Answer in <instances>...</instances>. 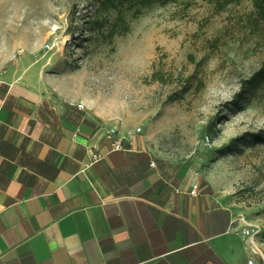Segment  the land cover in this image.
I'll use <instances>...</instances> for the list:
<instances>
[{"label": "rangeland", "instance_id": "rangeland-1", "mask_svg": "<svg viewBox=\"0 0 264 264\" xmlns=\"http://www.w3.org/2000/svg\"><path fill=\"white\" fill-rule=\"evenodd\" d=\"M98 7L0 0V74L25 58L46 62V82L86 102L107 132L197 168L236 210L241 236L239 220L260 228L249 249L264 264V23L254 0L221 12L211 0L125 11L130 31L113 38L116 11Z\"/></svg>", "mask_w": 264, "mask_h": 264}, {"label": "crops", "instance_id": "crops-1", "mask_svg": "<svg viewBox=\"0 0 264 264\" xmlns=\"http://www.w3.org/2000/svg\"><path fill=\"white\" fill-rule=\"evenodd\" d=\"M21 61L0 74V264H259L197 168L142 138L113 150L88 104L46 82V62Z\"/></svg>", "mask_w": 264, "mask_h": 264}, {"label": "trees", "instance_id": "trees-1", "mask_svg": "<svg viewBox=\"0 0 264 264\" xmlns=\"http://www.w3.org/2000/svg\"><path fill=\"white\" fill-rule=\"evenodd\" d=\"M99 4L98 9L110 11L113 9L116 11V18L110 24V29L108 31V37L113 38L115 35H123L130 31L129 22L126 19L125 11H133V15L139 16L143 9L149 8L153 5H164L174 0H95ZM216 7L218 12L223 11L229 5L234 2H239L240 0H211ZM125 3L128 4L125 8ZM254 5L257 10V15L262 19L264 23V0H254ZM127 9V10H126ZM264 69V65H263ZM264 77V70L261 73ZM161 78V76H160Z\"/></svg>", "mask_w": 264, "mask_h": 264}, {"label": "built area", "instance_id": "built-area-1", "mask_svg": "<svg viewBox=\"0 0 264 264\" xmlns=\"http://www.w3.org/2000/svg\"><path fill=\"white\" fill-rule=\"evenodd\" d=\"M78 107L80 109H83L84 105L80 103V104H78ZM108 134L116 136L118 138L112 144L113 150H123L124 149L123 140L125 139V137L119 136L115 130L109 131ZM129 139H132V137H129ZM98 157H100V156L94 155L95 159ZM202 189H203V182L200 180V181H197L194 183L193 188H192L190 193L192 196H197L200 194ZM239 223H241L242 227H243V234L242 235L245 238V242L248 244V246L255 245L256 238L261 233L260 228L257 226L245 224V223H243V220H239ZM261 256L264 258V255L262 253H261ZM248 264H254V262L252 260H249Z\"/></svg>", "mask_w": 264, "mask_h": 264}]
</instances>
